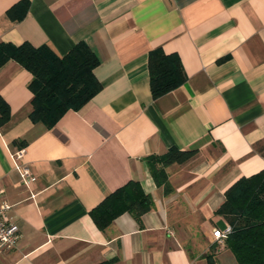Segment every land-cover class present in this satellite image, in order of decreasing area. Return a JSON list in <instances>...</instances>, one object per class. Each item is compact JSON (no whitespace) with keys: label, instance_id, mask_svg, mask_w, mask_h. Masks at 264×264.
I'll return each instance as SVG.
<instances>
[{"label":"crops","instance_id":"0c3cea01","mask_svg":"<svg viewBox=\"0 0 264 264\" xmlns=\"http://www.w3.org/2000/svg\"><path fill=\"white\" fill-rule=\"evenodd\" d=\"M0 0V43L84 42L100 61L102 90L47 129L30 120L32 75L0 68L11 119L0 127V202L20 229L0 264H238L215 230L227 190L264 170V0ZM13 9V15L10 10ZM176 54L187 81L154 99L149 54ZM19 164L36 181L26 184ZM198 151L166 168L159 186L146 158ZM130 181L153 198L139 224L129 213L104 232L89 212Z\"/></svg>","mask_w":264,"mask_h":264},{"label":"trees","instance_id":"16d2710c","mask_svg":"<svg viewBox=\"0 0 264 264\" xmlns=\"http://www.w3.org/2000/svg\"><path fill=\"white\" fill-rule=\"evenodd\" d=\"M18 7L24 15L29 2L23 0ZM13 15V9L10 10ZM15 61L32 75L29 88L33 93L30 120L47 129L54 127L70 110L79 111L103 88L95 76L100 61L84 42L59 56L50 47H35L30 43L20 46L0 43V68ZM148 68L154 99H158L179 88L187 81L180 57L167 55L162 49L149 54ZM11 119L9 105L0 96V127ZM26 145L22 141L20 148ZM198 151L171 149L162 156H150L146 161L159 186H168L166 168L183 165L194 159ZM154 206L153 198L146 194L137 181H130L122 188L109 194L89 214L96 226L105 231L125 213L131 214L141 224L142 217ZM224 217L232 233L225 239L238 264H264V170L243 177L225 193V201L217 210ZM208 263L215 264L213 255ZM101 264H114L106 261Z\"/></svg>","mask_w":264,"mask_h":264},{"label":"built area","instance_id":"2783aa9c","mask_svg":"<svg viewBox=\"0 0 264 264\" xmlns=\"http://www.w3.org/2000/svg\"><path fill=\"white\" fill-rule=\"evenodd\" d=\"M25 149H19L14 153L16 169L20 172L24 182L28 185L34 183L36 178L32 174L29 167L24 164H19L24 159ZM2 191H0L1 194ZM11 210V205L7 202H0V253H6L16 248L17 243L22 235L19 227L12 222L8 217V212ZM232 233V227L228 226L225 230H215L214 237L221 241Z\"/></svg>","mask_w":264,"mask_h":264}]
</instances>
